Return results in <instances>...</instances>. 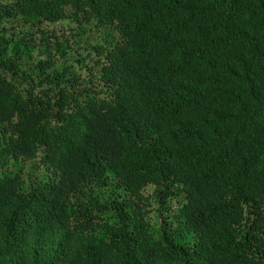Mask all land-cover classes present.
I'll return each instance as SVG.
<instances>
[{
  "label": "trees",
  "instance_id": "16d2710c",
  "mask_svg": "<svg viewBox=\"0 0 264 264\" xmlns=\"http://www.w3.org/2000/svg\"><path fill=\"white\" fill-rule=\"evenodd\" d=\"M0 264H264V0H0Z\"/></svg>",
  "mask_w": 264,
  "mask_h": 264
},
{
  "label": "rangeland",
  "instance_id": "374dc122",
  "mask_svg": "<svg viewBox=\"0 0 264 264\" xmlns=\"http://www.w3.org/2000/svg\"><path fill=\"white\" fill-rule=\"evenodd\" d=\"M66 23H68V22L67 21H64L62 23V28H64V24H66ZM59 32H60V36L61 37L64 34L65 36H63V37L69 38L70 41L73 40L72 36L70 35V31L69 30H66L64 33H62L61 31H59ZM70 44H72L75 47L74 43L71 42ZM76 55H78V52H70V56H73L74 57ZM68 58L70 59V57H68ZM154 192H155V189L154 188H149L145 192V196L148 195L150 197L148 199L149 204L147 206V210L149 212L148 215H150L151 218H153L155 216V210L158 207L157 198L155 197Z\"/></svg>",
  "mask_w": 264,
  "mask_h": 264
}]
</instances>
